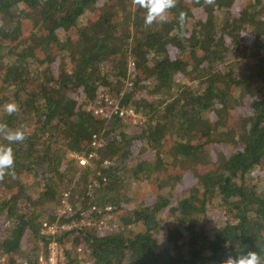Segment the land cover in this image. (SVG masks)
Here are the masks:
<instances>
[{"label":"trees","instance_id":"16d2710c","mask_svg":"<svg viewBox=\"0 0 264 264\" xmlns=\"http://www.w3.org/2000/svg\"><path fill=\"white\" fill-rule=\"evenodd\" d=\"M144 16L134 0H0V125L25 134L0 173L10 262L35 264L42 220L111 214L112 231L60 235L90 249L69 264H220L247 250L264 264V0ZM102 94L134 115L94 114Z\"/></svg>","mask_w":264,"mask_h":264},{"label":"built area","instance_id":"2783aa9c","mask_svg":"<svg viewBox=\"0 0 264 264\" xmlns=\"http://www.w3.org/2000/svg\"><path fill=\"white\" fill-rule=\"evenodd\" d=\"M133 64V62H130ZM94 114L102 115L103 117H110L113 114L118 116H128L134 115V108L132 106L120 105L115 99H112L108 95H101V100L94 106ZM93 144L97 146L101 145V142L94 138ZM94 153L91 151L87 157L80 156L79 154H74L77 159V163L80 166H85L89 163V158L93 156ZM67 207L68 204H65ZM104 210H111L110 206L104 208ZM65 211L62 209L61 212ZM111 222L113 221V216L111 214L103 215L98 220H91L81 214L79 219V226H90L93 225L99 231H112ZM77 224L72 221L62 222L58 220H42L38 223V241H37V256L35 257V264H69L68 253L74 252L80 255L82 258H86L89 255L90 249L82 244L72 245L70 240L60 241V235L63 232L77 228ZM10 258L5 254H0V264H28L26 259L17 262H10ZM86 264H91L86 261Z\"/></svg>","mask_w":264,"mask_h":264},{"label":"clouds","instance_id":"9594fccd","mask_svg":"<svg viewBox=\"0 0 264 264\" xmlns=\"http://www.w3.org/2000/svg\"><path fill=\"white\" fill-rule=\"evenodd\" d=\"M134 2L145 10L144 23L146 25H151L154 21H166L167 10L175 5V0H134ZM183 15L181 12V20ZM3 110L11 115L18 111V105L15 102H8L3 105ZM0 128L5 129L4 139L8 142V145L0 146V173L7 169L11 174L14 164L11 144L23 141L25 134L20 129H9L6 125H0ZM220 264H261V260L256 251L247 250L240 251L235 257L229 255Z\"/></svg>","mask_w":264,"mask_h":264},{"label":"rangeland","instance_id":"374dc122","mask_svg":"<svg viewBox=\"0 0 264 264\" xmlns=\"http://www.w3.org/2000/svg\"><path fill=\"white\" fill-rule=\"evenodd\" d=\"M185 180H188V181H190V175L189 176H187V177H185ZM112 229V228H111ZM100 232H104V231H100Z\"/></svg>","mask_w":264,"mask_h":264}]
</instances>
